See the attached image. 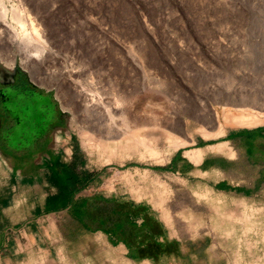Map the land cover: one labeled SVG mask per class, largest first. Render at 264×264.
<instances>
[{
    "label": "rangeland",
    "instance_id": "374dc122",
    "mask_svg": "<svg viewBox=\"0 0 264 264\" xmlns=\"http://www.w3.org/2000/svg\"><path fill=\"white\" fill-rule=\"evenodd\" d=\"M6 3L11 10L24 5L26 29L32 33L36 26L43 32L49 61L45 55L46 62L36 65L39 76L35 80L24 65L23 54L9 41L16 73H24L33 86L56 98L69 117L72 134L86 152L87 173L94 175L103 169L104 182L90 185L89 191L104 195L128 191L136 195L135 201H149L156 213L177 226L174 235L190 241V230L184 229L187 222L182 219L191 217L194 181L186 184L180 176L157 168L164 167L181 147L214 143L245 126L264 125L224 119L229 99L264 103V0ZM8 20L22 31L13 22L12 12ZM0 25V33L8 40L12 33ZM5 47L0 55L9 53ZM71 69L76 71L72 80L79 82L78 86L68 75ZM10 77L8 74L7 80ZM84 85L118 106L115 117L97 102L85 103ZM116 95L129 96L117 102ZM215 111L221 115L219 122L214 120ZM219 123L224 135H218ZM169 125L177 130L172 137L164 131ZM143 126L147 127L140 128ZM138 128L141 130L135 132ZM142 137L146 144L140 142ZM100 138L106 144L99 143ZM178 138L188 144L175 149ZM150 149L159 151V156L152 155ZM158 229L153 225L155 232ZM203 240L206 243L205 237ZM172 252L178 253L175 248ZM175 260L152 263L192 264L188 259Z\"/></svg>",
    "mask_w": 264,
    "mask_h": 264
},
{
    "label": "crops",
    "instance_id": "0c3cea01",
    "mask_svg": "<svg viewBox=\"0 0 264 264\" xmlns=\"http://www.w3.org/2000/svg\"><path fill=\"white\" fill-rule=\"evenodd\" d=\"M39 116L0 101V264H264V125L181 147L164 164L163 173L194 181L191 217L182 219L189 241L149 201L90 192L104 171L87 183L69 117L57 109L48 127H31Z\"/></svg>",
    "mask_w": 264,
    "mask_h": 264
},
{
    "label": "bare ground",
    "instance_id": "6f19581e",
    "mask_svg": "<svg viewBox=\"0 0 264 264\" xmlns=\"http://www.w3.org/2000/svg\"><path fill=\"white\" fill-rule=\"evenodd\" d=\"M23 6L17 5V7H14V8L12 7L13 10H11L8 7L7 3H6V0H0V24H2L3 27L5 26L6 30L7 29L10 30V33H12V36H9L8 40H6L5 37H4V35H6V34H1L0 33V52H1V48L4 49L5 46L8 47L7 51L9 52V53H7V56H6V53L4 55H0V73L6 79H7V75L9 74L11 76L9 80L13 79V77L15 75V72H16V57L13 56L14 54L12 53V51L10 49V47L12 48L11 44L9 45L10 42L12 43V45L14 44V45L17 46V48H19V50L21 52L20 54H23V56L25 58L24 59V65L31 72V76H32L33 80H35L39 76V71H38L39 69H38V67L36 65H41L42 66V64L46 62V58L47 59L49 58L47 56L48 55L47 52H49V49H48V45H47L46 41L43 38L44 37L43 32H41V30H39L36 26H35V29H34V31L32 33L29 32L26 29L27 18L28 17L26 15L27 12L25 11L26 7L23 8ZM26 10H27V8H26ZM11 12H12V20H13V22L15 21L21 27V29H22L21 32H19L17 30V28L14 26L15 24L13 25L8 20L9 16L11 15ZM29 12H30V10L28 11V16H30ZM32 23H35V21L32 20ZM33 25H35V24H33ZM4 42L6 44H4ZM6 47H5V49H6ZM45 55H46V58H45ZM55 55H54V58H56ZM59 56H57V57L61 58V55H59ZM8 58H10V59H8ZM51 58H52V55H51ZM48 61H49V59H48ZM74 68H76V67H74ZM74 72H76V71L71 69L68 75H69L71 81L78 86V85H80L79 82L77 83V81H76V83H75V80H72V77L73 78L75 77ZM2 75L0 76V78H2ZM82 88H83L82 92L85 95V103L88 106H89L90 103L97 102V105L99 107H101V108H104L105 111L108 113V115L114 116V115L117 114V111L115 109H116V107L118 109V106H114L113 104L108 102L107 98L104 97V95H102L101 92H98L96 90L94 92L90 88H88L86 85H84ZM91 92H94L95 94L94 93L91 94ZM128 96L125 97L124 95H116V99H114V100H116L117 102H120L121 100L128 99ZM108 99L110 100L111 98H108ZM226 106H227V108L225 110L226 112H225V116H224V119L226 121L227 120L229 121L230 119H232L236 123H240L241 125H245V124L246 125H254V124L258 125V124H263L264 123V103L257 102L256 100L250 99V98H248V99H229L227 101V103H226ZM213 114H214V120L216 122H219L221 120L220 113L218 111H215V112H213ZM142 121H141V123L143 124L144 122H142ZM146 123H149V121L146 122ZM158 124H159V122H158ZM221 124L222 123H219V125L217 124L218 127L220 128L219 129L220 133L218 135H222V134L224 135L225 134L224 131H223L224 128L222 129V125ZM145 127H147V126H143V127H140V128H145ZM149 128H151V127H149ZM182 129H184V127ZM138 130H139V128L134 130V131L137 132ZM201 130H203V129H201ZM164 131L167 134L171 135V137H172V135H176L177 134L176 133V131H177L176 127H172L170 125H169V130H167V128H165ZM203 132H204V130H203ZM205 132H206V130H205ZM125 133H127V132H125ZM204 135H206V134H204ZM215 135L216 134H214L213 136H215ZM100 137H101V135H100ZM136 137L139 139L140 135H138ZM103 138H104V136H103ZM103 138H100L99 143H105L107 141L106 137L104 138L106 141H104ZM115 139H117V138H115ZM182 139L181 138L176 139L175 145H174L175 149H178L179 147L188 144V142L186 140H182ZM111 141H112V139H111ZM115 142L116 141L113 140V143H115ZM140 142L146 144L147 140L144 139V137H142L140 139ZM150 151H151L152 155H158L159 156V154H158L159 151H156L154 149H150ZM191 151L192 150H190V152ZM194 151L197 152V149L194 150ZM194 151H193V153L196 155L197 153H195ZM198 153L200 154V152H198ZM189 155H190V153H189ZM190 156L193 157L194 155L191 154ZM196 157H197V155H196ZM200 159H201V157L199 156L196 159V161L197 160L199 161ZM196 161H195V163H198V161L197 162Z\"/></svg>",
    "mask_w": 264,
    "mask_h": 264
},
{
    "label": "flooded vegetation",
    "instance_id": "af4514ba",
    "mask_svg": "<svg viewBox=\"0 0 264 264\" xmlns=\"http://www.w3.org/2000/svg\"><path fill=\"white\" fill-rule=\"evenodd\" d=\"M0 101L1 108L7 112L40 115L30 125L38 129L48 127L54 112L60 109L52 94L41 87L33 86L27 75L22 72H15L12 80H7L3 76L0 78ZM42 139L43 137L40 138Z\"/></svg>",
    "mask_w": 264,
    "mask_h": 264
},
{
    "label": "trees",
    "instance_id": "16d2710c",
    "mask_svg": "<svg viewBox=\"0 0 264 264\" xmlns=\"http://www.w3.org/2000/svg\"><path fill=\"white\" fill-rule=\"evenodd\" d=\"M157 169L162 170V171H169L170 170L168 167H158ZM92 178H93V175L87 173L86 181L88 184H90L92 182Z\"/></svg>",
    "mask_w": 264,
    "mask_h": 264
}]
</instances>
